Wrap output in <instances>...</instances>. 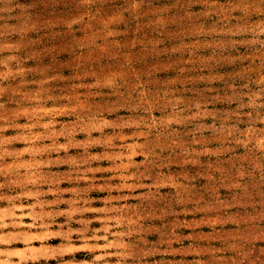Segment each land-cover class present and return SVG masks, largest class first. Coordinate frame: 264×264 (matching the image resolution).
Masks as SVG:
<instances>
[{
	"label": "rangeland",
	"instance_id": "obj_1",
	"mask_svg": "<svg viewBox=\"0 0 264 264\" xmlns=\"http://www.w3.org/2000/svg\"><path fill=\"white\" fill-rule=\"evenodd\" d=\"M0 264H264V0H0Z\"/></svg>",
	"mask_w": 264,
	"mask_h": 264
}]
</instances>
